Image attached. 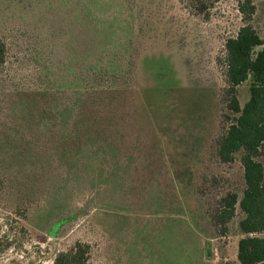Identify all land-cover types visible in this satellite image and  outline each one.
<instances>
[{
    "label": "trees",
    "instance_id": "1",
    "mask_svg": "<svg viewBox=\"0 0 264 264\" xmlns=\"http://www.w3.org/2000/svg\"><path fill=\"white\" fill-rule=\"evenodd\" d=\"M122 1L135 15L152 0ZM214 1L181 3L194 17L206 19ZM255 9L252 0L238 5L243 24L224 44V86L211 112L214 118L208 120L200 94L178 91L167 95L168 104L158 106L174 112L172 126L162 131L147 120L152 129L145 136L131 126L134 102L139 114L151 110L133 86L136 63L131 61L126 71L132 76L129 84L116 71L119 65L98 68L88 60L66 83L53 87L48 84L51 48L42 54L37 43L0 37V194L11 205H31L29 216L47 203L58 214L72 207L69 217L61 214L58 220L63 223L54 235L49 225L47 236L56 239L66 224L83 214L79 201L91 195L92 210L100 191L94 186L102 179L117 182V174L126 169L131 178L123 184L139 188L158 183L164 208L172 217L183 218L186 231L196 233L199 264H211L202 241L228 236L237 211L236 264H264V43L251 24ZM49 37L44 36L42 44L50 46ZM245 83L247 97L240 102L238 88ZM192 93L198 95L195 101L188 97ZM225 169L233 172L231 181ZM131 236L121 238L117 247L132 250L136 241ZM110 246L106 243L105 248ZM86 255L87 246L77 244L57 254L53 264H85Z\"/></svg>",
    "mask_w": 264,
    "mask_h": 264
},
{
    "label": "rangeland",
    "instance_id": "2",
    "mask_svg": "<svg viewBox=\"0 0 264 264\" xmlns=\"http://www.w3.org/2000/svg\"><path fill=\"white\" fill-rule=\"evenodd\" d=\"M252 1L256 9L251 24L264 43V0ZM173 2L152 0L142 14L137 11L134 15L122 0H0V37H20L25 43H37L42 54L44 49L49 53L52 49L48 84L53 87L57 82L63 85V80L66 83L77 66L89 61L98 68L119 65L116 71L120 70L129 84L132 76L126 71L131 61L133 66L136 63L133 86L142 92L140 97L151 110L139 114L141 109L134 102L131 118L135 125L131 126H137L141 130L138 134L145 136L152 129L147 120L162 131L172 126L174 112L158 106L168 104L167 95L178 91L200 94L208 108L204 111L208 120L214 118L211 112L215 113L217 97L224 86V44L243 24L238 10L241 0L214 1L206 19L194 17L181 0ZM46 35L50 36V46L42 44ZM102 59L108 63L102 64ZM247 87L245 83L238 88L240 102L247 97ZM197 93L188 97L195 101ZM210 129L211 126L209 131L205 129L209 135L213 131ZM223 173L229 179L233 175L229 169ZM117 175L115 183L102 179L94 186L95 191H100L93 197L92 210L91 195L79 201L82 213L88 216L78 215L56 239L47 236L49 225V234L54 235L63 223L58 220L61 214L69 217L72 207L67 205L58 214L47 203L38 205L35 214L29 216L31 205H11L0 194V264H53L57 254L77 244L87 246L85 264H199L195 258L196 233L190 228L192 234L186 231L183 218L172 217L164 208L158 183L138 188L123 184L131 178L126 169ZM240 216L237 211L228 236L202 241L203 253L208 250L211 264H236ZM129 236L136 241L132 250L128 245L117 247L121 238ZM112 241L117 243L114 247L110 246ZM106 243L110 247L105 248ZM157 245V255L152 254Z\"/></svg>",
    "mask_w": 264,
    "mask_h": 264
},
{
    "label": "water",
    "instance_id": "3",
    "mask_svg": "<svg viewBox=\"0 0 264 264\" xmlns=\"http://www.w3.org/2000/svg\"><path fill=\"white\" fill-rule=\"evenodd\" d=\"M206 256H207V257L209 256L208 250H206Z\"/></svg>",
    "mask_w": 264,
    "mask_h": 264
}]
</instances>
